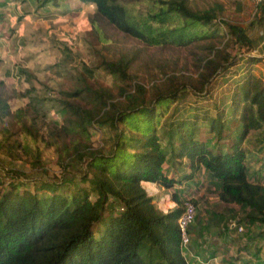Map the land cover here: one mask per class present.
Instances as JSON below:
<instances>
[{
	"label": "trees",
	"instance_id": "16d2710c",
	"mask_svg": "<svg viewBox=\"0 0 264 264\" xmlns=\"http://www.w3.org/2000/svg\"><path fill=\"white\" fill-rule=\"evenodd\" d=\"M79 1L96 5L91 18L94 25L106 21L150 46L188 44L190 40H186L199 36L201 29L203 38L217 35L220 29H211L224 11L218 2L209 8L194 10L188 0H157L158 11L150 9L135 14L127 3L141 0ZM179 18L183 19V24L174 26L172 22ZM227 25L234 42L253 44L247 28L235 23ZM203 50L204 91L230 56L213 40L206 43ZM253 60L252 63L259 61ZM105 66L109 73L127 84L121 87L123 100H116L112 90L100 88L89 91L88 105L78 101L63 102L67 107V121L82 130L86 131L87 124L97 115L117 128L119 135L114 151L111 154L91 152L90 172L82 177L91 187H78L70 195L61 191L65 187L62 183L42 182L32 191L28 187L20 189L15 181L17 175H13L8 187L0 180V264H190L181 245L178 219L184 206L180 197L177 194L173 197L179 204L177 208L164 212L158 209L143 186L144 181L166 188L177 183L166 167L169 159L166 145L171 148V158L181 161L186 158L193 172L204 168L210 173L219 187L221 202L232 206H226L232 218L239 216L234 208L239 206L243 210L240 221L264 225V184L250 179L248 149L244 145L251 130L263 129L264 133V80L249 74L241 91L237 90L233 103L235 111L240 113L241 125H236L238 131L231 148L216 151L210 147V141L193 139L187 120L171 122L168 129L160 133L163 128L159 123L167 106L184 96L182 88L171 87L167 93H164L167 89L162 90L149 101L148 90L139 82L134 83L130 72L132 57L124 55L118 60L106 61ZM155 89L161 88L156 85ZM81 90L67 95L82 99L84 91ZM38 106H33L36 113ZM28 111L27 107L16 114L12 111L6 83L0 79V122L11 116L18 117L23 132L38 136L27 127ZM218 124L221 127L218 136L222 138L224 124L221 121L213 119L211 130ZM13 142L11 148H24L21 141ZM40 161L37 154L31 162L39 166ZM91 191L96 195L94 199ZM111 197L118 199L123 209L118 213L110 212L104 218ZM101 221L104 230L97 237L96 225Z\"/></svg>",
	"mask_w": 264,
	"mask_h": 264
},
{
	"label": "rangeland",
	"instance_id": "374dc122",
	"mask_svg": "<svg viewBox=\"0 0 264 264\" xmlns=\"http://www.w3.org/2000/svg\"><path fill=\"white\" fill-rule=\"evenodd\" d=\"M156 1L141 0L127 5L135 14L146 13L150 9L159 10ZM238 1L241 0H188L194 10L209 8L216 2L222 4L224 11L220 12L217 24L211 29H220L219 34L203 38V29L200 28L199 36L193 35L186 40H190L188 44L150 46L106 21L94 25L91 18L96 12L95 4L79 0H0V68L6 65L5 69L13 70L5 75L9 78L8 82L5 81L6 95L15 114L26 107L29 109L27 127L38 133L36 136L28 131L23 132L21 122L15 116L0 122V180L6 183L5 187L13 181V175H17L15 181L21 190L28 187L34 191L35 186L42 182L62 183L65 187L61 191L68 195L77 191L78 187L90 189V183L82 179L84 173L90 172V153L111 154L119 130L102 115H97L91 124H87L86 131L82 130L67 121V107L63 101H78L88 105L91 100L89 91L100 88L112 90L116 100H123L121 87L127 84L109 73L105 63L124 55L132 57L130 72L134 83L139 82L148 90L149 101L155 99L162 90L167 89L164 92L167 93L171 87H180L185 92L182 98L167 106L159 123V127L163 128L160 133L171 122L176 124L177 121L187 120L190 122L188 132L193 139L208 140L210 147L216 151H228L238 131L236 125H241L240 113L234 109L235 93L241 91L249 74L264 80V58L257 56L262 51L259 45L264 41V24L258 22L260 18L253 14L255 4H246L242 11L237 5ZM172 23L174 26L183 24V19H176ZM227 23L247 28L253 44L247 46L234 42L228 34ZM210 40L218 48H224L230 57L203 91V47ZM253 59L259 61L252 63ZM156 85L161 89L156 90ZM88 86L92 88L89 90ZM80 89L84 91L82 99L67 95ZM34 105H39L37 113L33 109ZM213 119L224 124L222 138L218 136L221 129L219 124L214 131L211 130ZM65 125L66 129H63ZM262 131L251 130L244 145L248 149L250 179L264 184ZM15 140L21 141L26 151L21 146L11 148ZM166 149L169 154L166 167L170 176L175 177L176 168L188 167L189 160L171 158V148L166 145ZM7 151H12L14 156ZM37 154L41 161L39 166H34L31 161ZM189 168L180 169L179 176L180 181L191 176L189 187L193 190L185 187L179 189V183H176L171 189L165 187L160 192L161 201L154 199V203L158 209L167 211L179 206L173 198L175 194L180 197L182 207L185 200L193 197L197 207L194 222L199 221L206 226L205 221L210 220L211 225L205 230L206 238L211 241L212 237L224 230V223L229 227V221L217 227L214 223L218 218L217 213L232 206L221 202L216 183L203 176L200 170H192L191 174ZM91 194L94 199L96 195L92 191ZM122 206L118 199L111 197L109 211L104 218L110 212L118 213ZM236 207L238 209L239 206ZM239 211L241 214L234 217V236L246 233L240 227L249 225L246 221H240L243 211ZM103 223L101 221L96 225L97 237L104 230ZM253 226L255 232L259 230V236H263L264 225L255 223ZM263 240H257L256 243Z\"/></svg>",
	"mask_w": 264,
	"mask_h": 264
},
{
	"label": "crops",
	"instance_id": "0c3cea01",
	"mask_svg": "<svg viewBox=\"0 0 264 264\" xmlns=\"http://www.w3.org/2000/svg\"><path fill=\"white\" fill-rule=\"evenodd\" d=\"M246 4L253 5L255 4V8L253 9V14L257 18H260L258 22H262V25L264 24V0L258 3L256 0H241L238 1V4L240 9L243 11L246 7ZM259 47H262V51L257 55L259 57L264 58V41ZM8 54V53H7ZM0 68V79H3L4 81L8 82L9 78L8 75L13 72L12 69H5L6 65H1ZM13 68V67H12ZM260 150V148H259ZM190 167V164L189 166ZM188 167L183 168H176V172L173 176L178 180L177 188H191L189 185L192 182L191 176L187 177L183 181H180V169H186ZM192 174L191 167L188 169ZM169 171V170H168ZM203 172V176L206 175V178L213 181L211 175L209 172H207L204 168L200 170V172ZM171 175V173H169ZM180 175V176H179ZM143 186L146 188L147 192L155 199V201H161L160 198V192L165 189L164 186L154 183V182H148L144 181ZM167 189V188H166ZM171 189V188H169ZM192 189V188H191ZM193 190V189H192ZM179 194V193H178ZM218 200V197H216ZM173 202H175L172 199ZM234 208L237 209L236 206ZM173 209H168L165 212H168ZM240 207L237 209V214L240 213ZM241 211H243L241 209ZM232 212L226 211H220L217 213L218 218L215 220L214 223L218 226H222L223 223L226 221H229V227L225 225L224 223V230L222 228V232H219L216 235V237H212L211 241L207 239L206 235L207 232L205 229H207L211 222L209 219H207L206 226L203 224H200L199 221L194 222L191 225V245L189 246V249L187 251H183L186 259L189 261L190 264H260L264 261V240L259 241L256 243L257 240L264 239L263 236H259L260 233L255 232V226L247 225L246 227L243 226V229L246 231V233H243L241 235L232 234L234 232V229L236 224L233 223L236 221L231 216ZM241 224V223H240ZM259 227V226H258ZM230 228V229H229ZM231 230V231H230ZM262 237V238H261ZM211 238V236H210ZM226 238V239H225ZM261 238V239H260Z\"/></svg>",
	"mask_w": 264,
	"mask_h": 264
},
{
	"label": "built area",
	"instance_id": "2783aa9c",
	"mask_svg": "<svg viewBox=\"0 0 264 264\" xmlns=\"http://www.w3.org/2000/svg\"><path fill=\"white\" fill-rule=\"evenodd\" d=\"M256 1L260 3L263 0H256ZM196 215H197L196 204L194 203L193 197H189L187 200H185L184 212L181 214V216L178 219V224L181 232V245L183 251H187L191 244L190 228L196 219ZM240 230H243V227H240ZM260 264H264V261L261 262Z\"/></svg>",
	"mask_w": 264,
	"mask_h": 264
}]
</instances>
